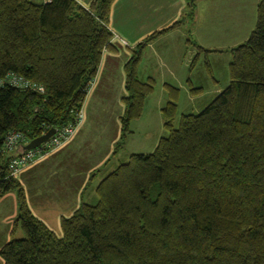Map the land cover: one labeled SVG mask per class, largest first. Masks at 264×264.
Masks as SVG:
<instances>
[{"label": "trees", "instance_id": "trees-1", "mask_svg": "<svg viewBox=\"0 0 264 264\" xmlns=\"http://www.w3.org/2000/svg\"><path fill=\"white\" fill-rule=\"evenodd\" d=\"M115 1L95 0L87 10L76 0H0V79L15 74L44 88H0V200L17 194L12 235L23 232L1 249L3 263L264 264V0L254 32L233 50L230 86L176 130L171 101L162 110L169 136L108 175L96 205L83 203L62 220V238L34 217L9 177L10 160L25 148L4 155L8 134L30 144L76 121L104 53L115 50ZM165 33L147 38L125 67L123 140L154 92L152 79L138 78L143 51Z\"/></svg>", "mask_w": 264, "mask_h": 264}, {"label": "rangeland", "instance_id": "rangeland-1", "mask_svg": "<svg viewBox=\"0 0 264 264\" xmlns=\"http://www.w3.org/2000/svg\"><path fill=\"white\" fill-rule=\"evenodd\" d=\"M205 3L202 2L199 5L204 9L207 18L206 30L201 34L206 45H198L192 39L193 44L189 45L191 54L184 58L177 52L168 54L165 45H149L143 51L137 69L138 78L143 83L152 79L155 82L154 92L146 99L141 117L131 121L129 131L125 134V138L123 137L124 140L122 139L120 142L121 146H117L116 156L92 179L84 196L87 204L96 205L98 203L96 191L99 184L104 178L115 172L116 168L126 164L132 155L154 153L161 140L169 136V132L165 128L162 110L171 101H175L177 104V113L173 123L176 130L180 128L182 117L199 115L230 86L233 50L244 45L254 32L260 0H211L209 3L208 1ZM139 27L135 24L133 31L139 33ZM127 42L130 45L128 50L121 45L116 46L133 52L135 47L131 42ZM112 68L115 67L112 66ZM113 78L117 85H115L116 89L112 95L110 92L106 93L103 88L104 93L98 98H103L101 103L97 97L96 99H92L91 96L87 97L84 112L86 119L88 115V121L84 122L86 125L83 126L84 129L82 128L83 133L79 141L81 145L89 142L97 134L104 141V148L107 150L109 135L112 137L117 132V126L114 125L115 119L111 121V126L105 124L101 127L98 126L106 121L107 114L110 113L108 111L106 114L104 112L106 109L103 111V106L113 110L112 117L124 116L121 106H124V96L120 87V71L109 70L104 86L107 88L108 81ZM168 87L176 89L177 92L172 93ZM104 148H98L94 152L95 154H92L94 163L102 159ZM89 165L90 163L88 167ZM92 195L93 203H91ZM14 208H18L15 192L0 201V246L7 242L9 236L16 239L23 238L22 231H18L14 236L11 232L9 234L6 231L5 220L15 212ZM13 227L14 222L12 230ZM0 264H4L1 257Z\"/></svg>", "mask_w": 264, "mask_h": 264}, {"label": "crops", "instance_id": "crops-1", "mask_svg": "<svg viewBox=\"0 0 264 264\" xmlns=\"http://www.w3.org/2000/svg\"><path fill=\"white\" fill-rule=\"evenodd\" d=\"M76 1L89 10L95 0ZM206 1L209 3L211 0H196L192 6L187 0H116L111 8L109 28L124 41L131 42L135 49L153 34L165 31V34L149 45H165L168 54L177 52L184 58L191 54L190 41L195 40L198 45H206L201 34L206 30L207 18L204 9L199 5ZM33 2L42 5L49 3L50 0H33ZM190 14H193L192 18L189 17ZM135 24L140 26L139 33L133 31ZM176 24L179 26L173 28ZM116 45H113L115 50L104 53L98 76L88 94V97L91 96L92 99L97 97L100 103L103 98H98L104 93L103 88L106 93L110 92L111 95L116 89L117 82L114 78L108 81L107 88L104 86L109 70L120 71L123 99L128 96L125 67L130 62L133 52L126 51L128 48L125 50ZM121 106L124 110L122 115H125V106ZM103 107V111L106 109L104 111L106 114L108 111L110 113L107 114L106 121L98 126L101 127L104 124L111 126L113 119L116 121L114 125L117 126V132L112 137L109 135L107 150L104 148V141L97 134L89 142L82 145L79 143L83 126L86 125L84 124L83 129L69 145L25 173L19 180L34 217L45 224L58 238L63 237L62 220L73 217L82 204L86 203L84 196L95 174L101 172L117 154L116 149L122 139V118L124 116L112 117L113 110ZM83 109H85V104ZM86 120L88 121V115ZM98 148H104L102 152L104 156L99 162L94 163L92 154H95L94 152ZM88 162L90 163L89 167ZM8 196L9 194L0 201ZM93 201L92 195L91 203ZM14 210L15 212L5 220L6 231L9 234L12 233L13 222L18 216V208H14ZM11 240L12 236H9L7 242L0 246V252Z\"/></svg>", "mask_w": 264, "mask_h": 264}, {"label": "built area", "instance_id": "built-area-1", "mask_svg": "<svg viewBox=\"0 0 264 264\" xmlns=\"http://www.w3.org/2000/svg\"><path fill=\"white\" fill-rule=\"evenodd\" d=\"M112 34L113 45L118 44L124 48H129L126 41L120 39L115 33L112 32ZM93 84L94 83H92L90 90L92 89ZM4 86L30 90L41 94L44 92V88L42 86L34 84L24 77L15 74H10L4 79H0V88ZM85 120V112L84 109H82L77 115L76 121L73 124L56 130V135L51 138L48 143L36 150L25 151L24 153L11 159L8 164L9 177L15 180H20L25 173L64 149L78 135ZM28 145L29 142L24 134L13 132L7 135L2 152L4 155H11L18 151L21 147Z\"/></svg>", "mask_w": 264, "mask_h": 264}, {"label": "water", "instance_id": "water-1", "mask_svg": "<svg viewBox=\"0 0 264 264\" xmlns=\"http://www.w3.org/2000/svg\"><path fill=\"white\" fill-rule=\"evenodd\" d=\"M187 1H189V3L191 5H193V3L196 0H187ZM55 135H56V129H51L45 135H43L42 137L32 141L28 146L24 147L25 151H33V150H36V149L40 148L41 146H43L46 143H48V141L51 138H53Z\"/></svg>", "mask_w": 264, "mask_h": 264}]
</instances>
